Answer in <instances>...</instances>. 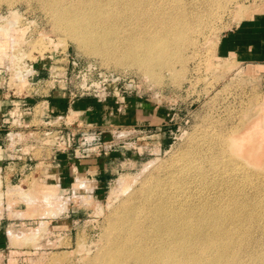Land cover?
Wrapping results in <instances>:
<instances>
[{"label":"rangeland","instance_id":"rangeland-1","mask_svg":"<svg viewBox=\"0 0 264 264\" xmlns=\"http://www.w3.org/2000/svg\"><path fill=\"white\" fill-rule=\"evenodd\" d=\"M53 1L0 0V85L24 92L25 84L12 82L16 74L31 73V65L57 74L68 61L76 64L69 84L78 87L84 74L99 88L98 97L62 95L68 113L59 109L64 115L57 119L73 134L70 148L52 150L49 158L54 138L46 137V155L13 183L18 187L0 189V205L1 197L14 196L8 202L21 214L19 223L0 226V264H112L119 251L111 247L113 223L124 205L166 199L168 207L183 203L184 213L204 201L237 207L229 193L248 196L259 211L244 232L233 234L232 249L246 264H264V144L258 161L238 158L233 149L234 139L247 132L264 143V68L216 53L221 35L264 0H101L110 5L100 12L104 24L97 29L105 46L93 50L57 23ZM156 44L166 49L152 63ZM146 56L148 66L140 63ZM83 99L90 119L81 120V135L74 120L84 116L77 109ZM94 103L105 104L107 113ZM35 110L42 114L43 105ZM54 126L46 129L50 136L65 134L63 125ZM87 166L85 176L79 169ZM7 229L16 236L5 237ZM151 242L122 249L114 264H145L144 248L154 247ZM240 261L223 257L213 264Z\"/></svg>","mask_w":264,"mask_h":264},{"label":"bare ground","instance_id":"bare-ground-1","mask_svg":"<svg viewBox=\"0 0 264 264\" xmlns=\"http://www.w3.org/2000/svg\"><path fill=\"white\" fill-rule=\"evenodd\" d=\"M55 2L56 0L53 1L54 8H59L53 11L57 23L59 22L58 24L63 26L70 36L76 37L91 50L99 45L105 46L104 35L97 29L104 24L100 12L110 6L107 2L101 0H77L71 4L63 0ZM57 4L60 6H56ZM82 20L83 22L80 23ZM156 49L150 51L153 56L152 63L154 58L164 56L163 51L166 47L156 44ZM148 62L150 58L147 56L140 59V63L145 66H148ZM253 139L249 132L234 139L233 149L236 152L234 156L241 159L260 160L264 143L258 141L260 139ZM233 187L240 189L238 184H234ZM43 197L47 199L50 195L44 194ZM226 197L240 203L236 207L234 202L227 200H220L217 204L216 201L210 203L204 201L192 208L187 207V213L180 212L183 203L178 202L168 207L171 200L167 203L166 199L149 202L145 207L124 205L122 212L113 223L111 247L118 248L119 251L115 253L116 256L110 258V262L112 264L119 262L118 258L121 256L122 249L142 245L148 241H153L154 244L151 243L154 247L144 248L146 254L143 262L145 264H156L155 262L160 260L169 264H203V262L213 264L214 261H220L223 257L240 261V257L232 249L235 246L233 234L244 232L246 230L244 226L248 224L249 218L259 214V211L253 209L256 205L248 202L252 201L248 196L240 199L229 193ZM173 201L177 203L176 200ZM241 202L247 204L244 205ZM189 221L195 222V226L188 225ZM14 236L10 235V238ZM207 252L211 253L210 259L203 258L208 257L205 254ZM239 264H246V261H240Z\"/></svg>","mask_w":264,"mask_h":264},{"label":"crops","instance_id":"crops-1","mask_svg":"<svg viewBox=\"0 0 264 264\" xmlns=\"http://www.w3.org/2000/svg\"><path fill=\"white\" fill-rule=\"evenodd\" d=\"M217 56L221 58H230L235 61L238 65L242 66H255L264 68V3L246 20H243V23L236 25L225 34L221 35L217 42L216 49ZM36 73L41 79V82L36 87V97L32 100H21L19 103H30L31 105L35 104L34 112H24L22 123L26 127L25 129L19 130L21 135V141L17 143V146H11L4 138L5 130L0 131V166L2 167V172L0 174L1 187L2 189H7L12 187L13 183L18 182L24 178L28 171L31 170L32 164L34 161L39 159L42 154L45 152L43 147L40 134L43 133V129H47V124L51 125V128H54V125H63L61 130L70 132L68 129L67 122H58L57 115H64L68 111L66 110V104L63 100L62 95L65 94L64 90L61 88V85L56 81L48 78L47 72H43L38 65L34 66ZM1 97V95H0ZM1 99V98H0ZM38 99H40L38 101ZM10 100L2 101V111L0 112V122L2 118V112L4 108L10 105ZM87 99L80 100L77 105L79 111L78 115H84L83 118L79 120H74L78 122V132H81V135L86 132L81 130L79 125H82V121L87 122L90 119V104ZM39 104L43 105L44 111L42 114L36 113V108ZM95 104V103H94ZM96 105V106H95ZM95 107H99L100 113H107L104 105L95 104ZM59 107V108H58ZM74 106H72L73 108ZM63 112H60V110ZM59 110V111H58ZM70 110V109H69ZM55 116L56 121H46L47 117ZM104 118V117H102ZM64 117H61L62 121ZM59 120V121H60ZM58 123V124H57ZM59 127V126H58ZM50 128V127H49ZM57 128V126H56ZM49 150V158L51 157L52 150ZM42 151H44L42 153ZM46 155V154H44ZM55 156V155H54ZM15 161L10 162V159ZM88 166L79 169L81 174L90 175ZM97 174H99L97 172ZM94 174V175H97ZM78 182H83V179H77ZM26 201V199H24ZM28 206L34 204V200H31ZM9 212H12V204L7 206ZM14 216H18L20 213L13 212ZM21 215V214H20ZM19 215V216H20ZM16 223V221H15ZM14 223V224H15ZM4 224L9 225L10 220L0 221V226ZM12 233L9 232L8 237L12 236ZM16 236V233L14 234ZM17 236H20L17 234Z\"/></svg>","mask_w":264,"mask_h":264},{"label":"built area","instance_id":"built-area-1","mask_svg":"<svg viewBox=\"0 0 264 264\" xmlns=\"http://www.w3.org/2000/svg\"><path fill=\"white\" fill-rule=\"evenodd\" d=\"M68 66L65 68V70L61 73H57L55 74L52 70H48V78L56 81L57 83H59L60 85L62 84L63 87L62 89L64 90L65 94L71 99L73 100L75 97L79 96V97H98V92L99 88H94L92 85L88 84V81L86 80L85 75L82 74L81 76V83L78 87H74L73 85L69 84L71 82V79L74 75V67L76 66L75 62H68L67 61ZM73 67L72 70H70L69 68ZM29 70L31 71V73H27V71H23L22 75H15L16 78L12 79V82H16L19 84H25L26 88L24 90V92H16V89L13 88H8V85L3 86L0 85V95H1V99H0V112L2 111V101L3 100H10L11 103L10 105L6 106L4 108V112H2V118H1V122H0V131L5 130L4 133V138L5 140L11 145V146H17V143L21 141V135L19 134V130L21 129H25L26 127L23 125L22 123V119H23V115L24 112H31L33 113L34 111V105H31L30 103H24L21 104L19 103L21 100H32L34 99L37 95H36V87L37 85L41 82V79H39L38 74L36 73V70L34 69V65H31L29 67ZM54 73V74H53ZM79 72H77L78 74ZM70 76V77H69ZM80 77V73L78 76H76V79ZM7 84H9V78H8V82ZM92 86V87H91ZM27 91V92H26ZM101 98H104V96H100ZM47 127L51 128V125L48 123ZM57 133V134H55ZM51 131L50 130H46L44 129L43 133L40 134V138L41 141H43V139H45L46 137H50V138H54L52 139L53 142L50 145L51 150L53 151H57V148H62V149H68L71 146V142H72V137L73 134H71L70 132H66L65 134H61L60 131H54L52 133L53 136H50ZM42 144H45L42 142ZM1 148V147H0ZM15 161L14 158L10 159V162ZM2 172V167L0 166V174ZM20 180H18L19 182ZM18 186H12V187H8L7 189H2L1 187V179H0V189L4 190V191H9V189H13L16 188ZM8 193V192H7ZM10 197V198H9ZM15 197L14 196H9V195H5V197H1V211H0V215H2V218H0V221H4V220H10V224H14L15 221L16 222H20L21 218L14 216V214L12 212H17L16 211V207L18 206L16 203L14 202H8L9 200H13ZM12 204V212H9L6 210L8 205ZM5 215L6 218H3ZM10 217V218H9ZM11 230H6L5 231V237H8V233ZM13 232V231H12Z\"/></svg>","mask_w":264,"mask_h":264}]
</instances>
